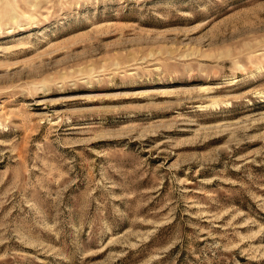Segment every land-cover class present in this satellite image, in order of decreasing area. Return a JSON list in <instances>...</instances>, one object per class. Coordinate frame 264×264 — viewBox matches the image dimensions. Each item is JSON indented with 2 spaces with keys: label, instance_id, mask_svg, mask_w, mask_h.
Returning <instances> with one entry per match:
<instances>
[{
  "label": "rangeland",
  "instance_id": "1",
  "mask_svg": "<svg viewBox=\"0 0 264 264\" xmlns=\"http://www.w3.org/2000/svg\"><path fill=\"white\" fill-rule=\"evenodd\" d=\"M0 264H264V0H0Z\"/></svg>",
  "mask_w": 264,
  "mask_h": 264
}]
</instances>
